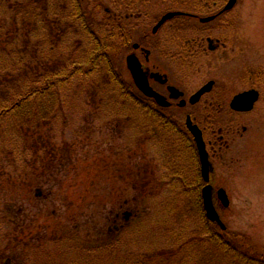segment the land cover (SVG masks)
Instances as JSON below:
<instances>
[{"label":"rangeland","instance_id":"obj_1","mask_svg":"<svg viewBox=\"0 0 264 264\" xmlns=\"http://www.w3.org/2000/svg\"><path fill=\"white\" fill-rule=\"evenodd\" d=\"M21 1L0 0V94L11 97L9 101L20 99L31 79L37 81L33 82L34 88L43 84L45 77L37 79L36 74L49 75V66H45L54 61L55 55L51 51L53 44L45 40L44 34L48 31L44 20L51 21L50 11L39 5L25 11ZM49 2L55 16L69 17L67 0ZM101 2L103 11L97 9L89 18L90 26L99 34L109 24L104 12L115 18L113 0ZM87 6L95 9L93 5ZM44 11L49 14L44 16ZM128 20L141 26L132 32V38L139 41L147 20L151 19ZM69 31L73 32L71 28ZM163 32L161 28L151 32L150 41L158 42ZM67 34L62 41L57 39L56 56L73 41L74 34ZM126 52L121 51L123 55L118 56L117 64L122 77L129 82ZM153 58L154 52L151 63L159 59ZM79 78L47 93L61 97L55 108L45 109V113L42 110V114L0 120V264H217L208 257V250L214 251L212 244L203 243L199 233L203 221L199 220L195 197L177 192L179 156L177 151H171L176 139L164 127L157 126L158 119L146 121L138 108L127 113V100L119 104L123 108L114 117L104 116L102 122L99 110L116 95V88L108 78L103 89H84L78 85ZM113 101L112 106L121 102ZM254 112L260 116L259 125H253V138H237L233 151L224 149L216 157L214 180L216 187L227 190L230 201L228 207L216 202L228 228L221 229L222 234L232 241H250L255 248L246 256H255L259 264L264 260V94ZM129 124L134 126L129 128ZM36 136L40 137L36 140ZM25 137L30 143L40 141L44 151L49 149L47 142L51 139L58 153L63 151L62 147L65 149L64 157L54 155L57 158L47 170L37 159V168L41 169L35 172L37 176L45 175L38 177L42 182L38 195L23 183L31 178L24 177L23 181L22 169L32 162L31 153L23 148ZM110 143L118 146L108 147ZM208 163L210 169L209 160ZM27 167L31 170L32 164ZM82 177L87 185L82 183ZM19 207L23 212L17 217ZM116 212H120L119 225L124 227L115 237L114 230L109 233L108 227L115 225ZM19 233H23V258L16 247ZM109 236L117 239L113 244L106 241L111 245L103 246L102 241ZM11 240L15 242L11 247L13 257L8 250ZM83 245L86 249L90 245L94 251L83 254ZM7 257H11L10 261H6ZM228 258L236 260L234 256Z\"/></svg>","mask_w":264,"mask_h":264},{"label":"flooded vegetation","instance_id":"obj_2","mask_svg":"<svg viewBox=\"0 0 264 264\" xmlns=\"http://www.w3.org/2000/svg\"><path fill=\"white\" fill-rule=\"evenodd\" d=\"M118 1L120 3L113 0L116 7L113 16L117 20L144 17L151 19L147 20V24H150L152 19H158L155 27L159 19L169 13H176L159 27L164 32L158 42L150 41L152 37L150 32L145 33L146 26L142 30V34L145 33L142 38L147 44H132V54L142 63L150 85L171 102L170 106L163 107L154 98L144 97L146 104L143 109L148 120L158 119L155 122L157 126L164 127V131L176 139L171 151H177L179 156L177 192L183 195H202L204 188L209 185L216 202L220 188L216 187L214 180L216 157L224 149L226 152L233 151V143L237 138H246L247 141L253 138V125H259L257 116L260 115L254 111L264 94V0ZM126 29L136 32L141 26L135 23ZM153 52V60L155 56L159 59L151 63ZM155 73L164 75L167 82L155 78ZM209 83H212L211 89L192 103L191 98ZM169 86L179 88L183 96L171 98ZM248 91L258 93L253 106L245 110L234 108L233 99ZM242 104L247 106L246 101ZM189 118L202 132L210 162L208 180L202 173L200 150L189 129ZM145 142L147 144V140ZM132 143L128 144V148H131ZM114 147L117 145L111 146ZM33 182L32 190H36L37 195L39 192L41 194L38 176ZM21 210L22 207H19L17 217L22 215ZM113 221L115 225L108 227L109 233L111 230L117 233L124 227L119 225L120 212L114 214ZM98 230L103 236V231ZM23 244V233H19L16 247L22 258ZM10 259L7 257L6 261Z\"/></svg>","mask_w":264,"mask_h":264},{"label":"trees","instance_id":"obj_3","mask_svg":"<svg viewBox=\"0 0 264 264\" xmlns=\"http://www.w3.org/2000/svg\"><path fill=\"white\" fill-rule=\"evenodd\" d=\"M5 1L6 0H1V3ZM43 1L22 0L20 2V5L24 6L25 11L32 9V7L34 6L38 7L39 5L41 6V8H46L47 11H50L51 13L49 14L45 11L41 13L44 16H46V14H49L48 16H51V21L47 22L46 20H44V23L48 28V31L44 32V34L46 35L45 40H48L53 44V48L51 49V51L53 50L52 54H55L53 55L54 61L47 63L45 66L46 69H48L47 66H49L50 74L46 75L48 77L41 74H36L37 79H43L45 77L43 84L34 88L35 83L33 82L37 81L35 79H31L25 84L24 94L21 95V98L18 100H16V98H12V101H9L11 97L7 96V94H0V120L8 119L10 116L18 118L20 116L22 117V115L28 116L29 114L33 113L42 114V110H44L43 113H45V109L50 110L51 108H55L56 102H58V99H60L61 97L58 94L54 96L52 94L48 95L47 93L51 91L56 92L61 87H65L67 84L71 83L73 78L80 77L81 79L79 78L80 80L78 82V85L82 86L84 89L96 91L103 89L107 85L106 81L108 80V78L116 88V95H114L111 101L108 102L106 106H104V109L101 108V110H99L98 117L99 119H102V122H104V116L114 117L115 114L118 113L117 110H120L119 108H123V106H120L121 103L125 102L126 100L129 101V104L127 106L129 112L127 111V113L130 114L132 109L135 110V108H138L147 121L148 119L145 116L146 113L143 109V105L146 104L144 103L143 98H146V96L143 95V93L139 91V89L135 86L131 77L129 82L122 77V73L120 72L119 66L117 64V61H119L118 56L120 54L123 55L121 51H124V49H126V53L131 52L132 44L134 42H143V44H147V41H144L142 37L138 39L139 41L132 38V31L126 29V27H130L134 23H131L129 20H126L124 18L115 20V18L110 17V12H104L106 18L109 19V24L107 26V29L103 31L102 34H99L90 26L91 24L89 22V18L94 16L93 12L96 13L97 9L98 11H103V8L105 7H103L101 0H93L92 3L88 0H67L66 6L69 9V17L63 14L55 16L53 9L49 6L53 4H51L49 0ZM87 5H93V8L95 9H92V11ZM63 18L67 20L66 23H64L63 20H60ZM152 25L153 22L151 21L150 24H146V34L151 31ZM70 28L73 32L69 31ZM67 33L74 34V38H72L73 41H71V44H68L66 46V49L65 51H63V53H61L60 55L57 54L56 56L55 51L58 49L59 41H62L64 37L68 36ZM144 34H142V36ZM57 39H59V41H57ZM42 41L43 40H40V42ZM66 69H68V72H66ZM77 89H80V87L77 86ZM113 99L121 102H118L117 105L112 106L114 102ZM128 126L130 128L133 127L134 124H129ZM39 137L36 136V140ZM23 141V148H27L32 155V162H30L32 164V171L28 170L29 168L27 167L30 163L24 166L22 169L23 181L24 177H30L31 179L27 183H23L25 185L28 184L32 191L34 184L33 180L37 178V173L35 172V170L38 171L39 169H41V167L37 168V159H40L39 162L41 163L42 168L43 166H45L44 170H47L51 168L50 165H53V160L57 158L55 156H58L60 158L64 157L65 149L64 147H62L63 149L60 150L63 151L58 153V147L56 146L55 141H53L52 139L47 142L49 146V149L47 151H44V144H41L40 141L30 143V141L26 137L23 139ZM63 143L67 148V143ZM20 146L22 147V143L20 144ZM111 146H114V144L110 143L108 147ZM22 159L23 157H21V161H23ZM51 171L52 169L48 170V173H50ZM53 173L55 174V170L53 171ZM53 173L49 176H53ZM41 175L45 176L44 174L40 173L38 177H41ZM83 178L84 177L81 178L82 183L84 185H87L86 180L83 181ZM38 179L39 186H41V178ZM194 197L198 204L199 220L203 221L201 229L199 230V233L202 236V242H210L214 250H208V257L214 258L217 261V264H237L242 261H244V264H258L255 256H246L247 254L249 255V252H251L255 248L252 243L250 241L248 242L246 239H242V242L240 243L236 240L232 241L226 238L225 235L222 234V230L220 229V227L216 223H213L207 219L205 211L202 207L201 194L195 195ZM118 233H116L114 236L116 237ZM223 233L226 234L225 232ZM114 236H109L110 238L108 239L102 238L104 239L102 241L103 246H109L113 244L115 242V239H117ZM109 240L112 242L111 244H108L106 242ZM234 241L242 245L241 248H239ZM10 243L12 244V246L15 244V242ZM95 245H97V243H95ZM9 248L11 247L9 246ZM87 248L88 249H86L83 245V254L91 253L94 251V249L90 245L87 246ZM231 251L233 253H231ZM234 252L237 253V255L234 254ZM214 255L215 257H213ZM232 255L236 260L232 261L228 258L233 257ZM221 258H224V260L220 261ZM241 258H243V260L238 261ZM259 264H264V260H260Z\"/></svg>","mask_w":264,"mask_h":264},{"label":"water","instance_id":"obj_4","mask_svg":"<svg viewBox=\"0 0 264 264\" xmlns=\"http://www.w3.org/2000/svg\"><path fill=\"white\" fill-rule=\"evenodd\" d=\"M175 14L176 13L173 12V13H169V14L165 15L161 19V21L158 23V25L154 28V30L156 31L167 19L172 18ZM127 65H128L129 70L131 71V74L134 78L135 83L137 84L139 89L144 94L156 99L158 104H160L161 106H165V107L170 106L171 103L167 100V98L164 97L163 95H161L160 93L156 92L151 87V85L149 83L148 75L143 70L142 64L135 54H130L127 57ZM153 76L155 78H157L158 80H161V82H163V83L167 82V78L166 77L163 78L162 76H160V74L155 73V74H153ZM211 85H212V83H209V84L205 85L203 88H201L200 91L195 96H193L191 98V102L195 103L196 101H198L200 96L205 91L211 89ZM169 90L171 92V95H170L171 98L178 99L179 97L183 96V92L180 91L175 86H169ZM257 96H258V93L252 92V91L241 93L234 98L232 105L234 108L239 109V110L250 109L253 106L254 102L257 100ZM245 101L247 102V106L242 104ZM188 126H189V129L194 134L197 145L199 146L203 176L206 180H208V173L210 171L209 163H208V156H207L208 154H207V151L205 148V142L203 140L201 129L196 124H193V122L190 118L188 120ZM212 195H213L212 194V187L209 185L206 186L204 188V191H203V199H204V207H205L207 217L211 221L219 224V226L222 229H226V225L222 221V219H221V217H220V215H219V213L215 207ZM218 196H219V199L222 201L223 205L225 207H228L230 201H229V197H228L226 191L224 189H220L218 191ZM128 217H129V215L127 216V219H128Z\"/></svg>","mask_w":264,"mask_h":264},{"label":"bare ground","instance_id":"obj_5","mask_svg":"<svg viewBox=\"0 0 264 264\" xmlns=\"http://www.w3.org/2000/svg\"><path fill=\"white\" fill-rule=\"evenodd\" d=\"M113 9L114 10H116V7L115 6H113ZM219 187V186H218ZM220 189H224L225 191H226V193H227V190L224 188V187H220L219 188V190ZM218 190V191H219ZM228 194V193H227ZM213 196V202H214V204H215V207H216V209H217V204H216V202L219 200L220 201V203H221V205H223V203H222V201L219 199V196H218V192H217V199H216V202H215V200H214V195H212ZM201 200H202V207H203V210L205 211V207H204V199H203V194L201 195ZM223 207H224V205H223ZM218 211V210H217ZM219 213V212H218ZM205 215H206V217H207V214H206V211H205ZM219 215H220V213H219ZM220 217H221V215H220ZM207 219H208V217H207ZM221 219H222V217H221ZM209 221H211L210 219H208ZM222 221H223V219H222ZM211 222H213V221H211ZM213 223H216V222H213ZM217 224V223H216Z\"/></svg>","mask_w":264,"mask_h":264}]
</instances>
